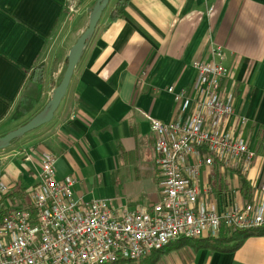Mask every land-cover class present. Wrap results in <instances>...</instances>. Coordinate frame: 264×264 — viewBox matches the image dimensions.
Segmentation results:
<instances>
[{"label": "crops", "instance_id": "obj_1", "mask_svg": "<svg viewBox=\"0 0 264 264\" xmlns=\"http://www.w3.org/2000/svg\"><path fill=\"white\" fill-rule=\"evenodd\" d=\"M81 3L87 20L89 0ZM113 10L103 12L52 120L20 140L18 148H26L33 161L16 154L18 148L0 157V179L22 192L5 204L27 202L39 180L41 155L52 152L58 156V175L76 177L77 198L153 205L161 191L154 136L142 113L160 121L188 115L195 96L193 63L210 61L214 48L224 55L228 86L234 84L235 115L225 127L246 141L254 156L245 173L211 167L203 176L215 191L232 195L239 204L259 200L264 180V0H129L116 20ZM62 11L63 0H0V136L13 130L11 120L22 97L26 101L33 94L34 108L27 115L35 116L62 80L67 59L53 72L40 59ZM38 65H43L41 84H28ZM169 87L184 96L176 101ZM141 260L264 264V233L247 237L231 252L174 243Z\"/></svg>", "mask_w": 264, "mask_h": 264}, {"label": "built area", "instance_id": "obj_2", "mask_svg": "<svg viewBox=\"0 0 264 264\" xmlns=\"http://www.w3.org/2000/svg\"><path fill=\"white\" fill-rule=\"evenodd\" d=\"M220 48L211 60L193 63V110L175 121L142 113L154 136L160 199L150 207L118 206L110 199L77 198L73 174L59 176L58 156L44 152L39 180L28 206L0 210V264H117L136 262L180 239L217 238L227 230L264 226V180L257 201L239 204L215 191L204 171L239 169L245 173L254 153L226 121L234 115V84ZM167 89L178 101L183 93ZM245 119H240L244 124ZM33 161L26 148H18ZM13 186L0 179V202Z\"/></svg>", "mask_w": 264, "mask_h": 264}, {"label": "rangeland", "instance_id": "obj_3", "mask_svg": "<svg viewBox=\"0 0 264 264\" xmlns=\"http://www.w3.org/2000/svg\"><path fill=\"white\" fill-rule=\"evenodd\" d=\"M97 0H89V15L87 13L88 19L86 20V13L83 9L84 3H79L78 0H63V11L61 19L56 23L55 28L52 30L51 34L46 40L44 48L41 53V60L50 67V70L53 72L56 68L67 59L71 47L76 43L77 39L85 31L88 26L89 17L93 11ZM115 0H111L106 13L113 9ZM66 67V64H65ZM32 95H29L25 101V108L28 109L30 106ZM34 107H32L33 109ZM30 110L26 114H21L12 118V127L13 129L19 127L25 122L32 119L34 116L30 117L27 114L32 111ZM14 140L11 142L10 146L0 150V157L7 156L12 153L14 149H17L21 142L20 140L24 137ZM106 194L109 192L108 188L105 186ZM144 260H139L136 263L142 264Z\"/></svg>", "mask_w": 264, "mask_h": 264}, {"label": "water", "instance_id": "obj_4", "mask_svg": "<svg viewBox=\"0 0 264 264\" xmlns=\"http://www.w3.org/2000/svg\"><path fill=\"white\" fill-rule=\"evenodd\" d=\"M109 2L110 0L96 1L93 11L89 17L88 26L77 39L76 43L71 47L67 56L66 69L62 80L53 91L51 99L46 107L29 121L0 136V150L10 146L12 141L22 137L27 132L52 120L54 113L58 109L63 97L66 94L74 69L80 60L82 52L92 37L103 12L109 5Z\"/></svg>", "mask_w": 264, "mask_h": 264}, {"label": "trees", "instance_id": "obj_5", "mask_svg": "<svg viewBox=\"0 0 264 264\" xmlns=\"http://www.w3.org/2000/svg\"><path fill=\"white\" fill-rule=\"evenodd\" d=\"M85 0H78L79 3ZM129 0H115L114 10L112 12V20H116L122 15V12L124 8L128 5ZM42 70L43 65H38L34 70H32L28 76V84H41V77H42ZM24 97H22L16 112L14 113V117L26 114L30 108L33 107L35 103L29 106V108L26 110L24 109L25 105L23 104ZM1 164V163H0ZM13 189V188H11ZM22 194L21 190L16 188L7 193L0 202V210H4L5 207V200L8 198H13V196H20ZM25 206H28V200L24 203ZM264 233V226L258 229L254 230H227L223 228L217 238H211V237H202V238H193V239H180L176 242L170 243L171 244H177L180 245H191L196 248H209L211 250L219 251V252H231L236 250L242 242L252 235H259ZM117 264H125L123 262H118ZM127 264H130L127 263Z\"/></svg>", "mask_w": 264, "mask_h": 264}]
</instances>
